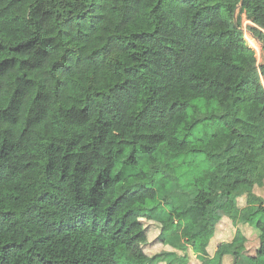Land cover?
<instances>
[{
  "label": "trees",
  "instance_id": "16d2710c",
  "mask_svg": "<svg viewBox=\"0 0 264 264\" xmlns=\"http://www.w3.org/2000/svg\"><path fill=\"white\" fill-rule=\"evenodd\" d=\"M237 7L264 49V0H0V264H150L140 218L197 254L236 221L264 176ZM244 213L264 264V199Z\"/></svg>",
  "mask_w": 264,
  "mask_h": 264
},
{
  "label": "rangeland",
  "instance_id": "374dc122",
  "mask_svg": "<svg viewBox=\"0 0 264 264\" xmlns=\"http://www.w3.org/2000/svg\"><path fill=\"white\" fill-rule=\"evenodd\" d=\"M234 21L239 22L243 38L249 47L254 51L256 63L258 66L264 63V49L262 43L256 38V44L253 45L251 40L252 33L249 26L251 21L247 18L239 7L234 13ZM264 85V76H261ZM255 198L264 199V176L261 183L255 184L252 188H243L232 196L237 209L236 221L230 218L222 210L218 211L219 219L214 224L213 235L200 253H195L191 246L185 244L179 236L171 232H162V223L159 218H140L142 226L146 233V241L141 245L142 250L149 258L150 264H204L207 260L213 258L217 248L223 244L240 242L237 238L236 230L245 238L243 242L242 257L238 263L234 262V257L230 252H223L218 264H252L250 257L255 256L258 248L257 231L244 221V211L248 200ZM214 263V262H213Z\"/></svg>",
  "mask_w": 264,
  "mask_h": 264
},
{
  "label": "bare ground",
  "instance_id": "6f19581e",
  "mask_svg": "<svg viewBox=\"0 0 264 264\" xmlns=\"http://www.w3.org/2000/svg\"><path fill=\"white\" fill-rule=\"evenodd\" d=\"M253 45H255L256 44V42H255V40L254 39H252V37H251V40H249Z\"/></svg>",
  "mask_w": 264,
  "mask_h": 264
},
{
  "label": "water",
  "instance_id": "95a60500",
  "mask_svg": "<svg viewBox=\"0 0 264 264\" xmlns=\"http://www.w3.org/2000/svg\"><path fill=\"white\" fill-rule=\"evenodd\" d=\"M252 38L256 39V37L252 34Z\"/></svg>",
  "mask_w": 264,
  "mask_h": 264
}]
</instances>
